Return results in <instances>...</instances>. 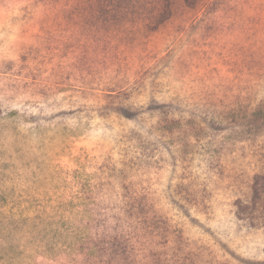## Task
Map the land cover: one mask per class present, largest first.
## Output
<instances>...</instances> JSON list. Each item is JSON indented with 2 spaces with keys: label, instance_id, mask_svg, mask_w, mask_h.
Returning a JSON list of instances; mask_svg holds the SVG:
<instances>
[{
  "label": "rangeland",
  "instance_id": "374dc122",
  "mask_svg": "<svg viewBox=\"0 0 264 264\" xmlns=\"http://www.w3.org/2000/svg\"><path fill=\"white\" fill-rule=\"evenodd\" d=\"M0 264H264V0H0Z\"/></svg>",
  "mask_w": 264,
  "mask_h": 264
}]
</instances>
